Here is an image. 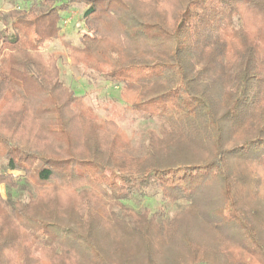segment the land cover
<instances>
[{"label": "trees", "instance_id": "trees-1", "mask_svg": "<svg viewBox=\"0 0 264 264\" xmlns=\"http://www.w3.org/2000/svg\"><path fill=\"white\" fill-rule=\"evenodd\" d=\"M0 5V264H264V0Z\"/></svg>", "mask_w": 264, "mask_h": 264}, {"label": "rangeland", "instance_id": "rangeland-1", "mask_svg": "<svg viewBox=\"0 0 264 264\" xmlns=\"http://www.w3.org/2000/svg\"><path fill=\"white\" fill-rule=\"evenodd\" d=\"M75 7V6H74ZM0 8H5L3 5H0ZM80 6H76L73 8V10L68 13V15L65 16V23H64V35L69 38L72 41L77 40L78 34H79V26L82 24L81 20L79 19V14H80ZM51 49H57L59 48L57 45H52L50 47ZM57 51V50H56ZM61 52L62 50L59 49ZM69 61V59H68ZM68 69L67 73V80L70 81V84L74 91L77 94H86V97L93 103L94 105L97 104L98 101H104L106 98H111L112 96H118L119 89L115 87L109 86V83L105 81H100L97 84L93 85L92 83L87 82L86 80L82 78H78V73L74 69H70L69 67H66ZM99 114H102V110L98 111ZM120 122L123 127L128 128L130 131V127L134 125L133 122L129 119V115L126 114L124 115L123 118L120 119ZM0 195L3 197L5 196V188L4 184H0ZM201 236V235H200ZM198 236V237H200ZM157 239L153 240L155 243ZM136 247L141 248L143 247L142 242H138L136 244ZM135 249L133 246H130L128 248H122L121 250L117 251L114 256L116 261H124V260H129L130 258L132 260L131 264H145L147 261L139 260L136 257L134 258L132 255L135 253ZM235 252V251H234ZM178 253L166 249L164 251V256H163V261L165 264H173V259L176 258ZM130 256V257H127ZM248 264H254V263H249L247 259H244ZM221 262V261H218Z\"/></svg>", "mask_w": 264, "mask_h": 264}]
</instances>
